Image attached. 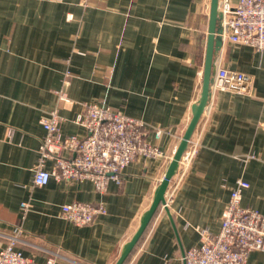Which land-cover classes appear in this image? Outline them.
<instances>
[{"label": "crops", "instance_id": "obj_1", "mask_svg": "<svg viewBox=\"0 0 264 264\" xmlns=\"http://www.w3.org/2000/svg\"><path fill=\"white\" fill-rule=\"evenodd\" d=\"M238 0H231L235 5ZM211 0H0V231L21 226L26 255L56 264H115L140 225L192 117L202 89ZM253 77L252 94L212 87L166 199L125 264H185L201 230L219 232L238 179L242 204L264 213V51L223 38L215 59ZM65 90L72 111L59 101ZM85 102L121 110L146 124L145 138L167 158H136L123 182L99 193L91 180L33 184L42 120L62 116L63 134ZM163 128L160 139L155 130ZM12 130V132H11ZM52 162L47 163L51 169ZM103 202L106 213L78 226L64 204ZM29 203L23 216L21 204ZM5 238H1L3 244ZM59 254V255H55ZM247 264H264V250Z\"/></svg>", "mask_w": 264, "mask_h": 264}, {"label": "built area", "instance_id": "obj_2", "mask_svg": "<svg viewBox=\"0 0 264 264\" xmlns=\"http://www.w3.org/2000/svg\"><path fill=\"white\" fill-rule=\"evenodd\" d=\"M219 9L223 38L264 51V0H238L235 5L231 0H220ZM253 86L250 74L224 66L217 68L212 85L222 91L244 94H252ZM58 96L66 109L75 108V100L65 90L59 91ZM62 119L57 109H53L42 120L46 134L41 140L34 169L35 186L48 184L52 177L58 182L91 180L99 193H105L110 181L123 182L124 171L134 159L167 158L158 145L145 138L146 124L121 110L85 102L83 111L73 119L88 130L84 137L63 134ZM163 132V128H157L156 138L160 139ZM195 151V147L187 148L180 163L188 164ZM49 161L53 163L51 169L47 168ZM249 186L244 179L236 181L219 232L201 230L200 244L184 253L185 264H247L252 251L264 250V213L242 204L243 191ZM171 201L169 196L164 206ZM61 209L62 217L78 226L91 224L106 213L102 201H75L62 205ZM28 210L29 203H22L23 216ZM22 233L21 226L15 227L12 233L0 231V264H56L55 256L38 262L26 255L19 248V243L23 242ZM1 238L7 240L5 244Z\"/></svg>", "mask_w": 264, "mask_h": 264}, {"label": "water", "instance_id": "obj_3", "mask_svg": "<svg viewBox=\"0 0 264 264\" xmlns=\"http://www.w3.org/2000/svg\"><path fill=\"white\" fill-rule=\"evenodd\" d=\"M219 2L220 0H211L210 3L208 36L200 97L192 106V117L190 119V122L182 136L179 146L174 153V156L168 166L164 178L155 189L153 201L150 207L143 213L140 225L136 232L133 234L131 239L123 245L120 256L118 257L115 264L125 263V261L131 255L133 249L145 233L160 205L166 202V192L170 181L178 172L182 155L187 150L193 133L195 132L197 125L205 111V108L207 107L211 99L212 85L217 70L215 59L223 42V29L221 23L222 13L219 9Z\"/></svg>", "mask_w": 264, "mask_h": 264}, {"label": "trees", "instance_id": "obj_4", "mask_svg": "<svg viewBox=\"0 0 264 264\" xmlns=\"http://www.w3.org/2000/svg\"><path fill=\"white\" fill-rule=\"evenodd\" d=\"M129 257H130V256H129ZM129 257L127 258V260H126L125 262H127V261H128ZM124 264H125V263H124Z\"/></svg>", "mask_w": 264, "mask_h": 264}]
</instances>
